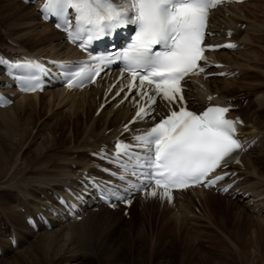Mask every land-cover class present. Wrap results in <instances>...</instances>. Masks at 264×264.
Wrapping results in <instances>:
<instances>
[{"label":"bare ground","instance_id":"obj_1","mask_svg":"<svg viewBox=\"0 0 264 264\" xmlns=\"http://www.w3.org/2000/svg\"><path fill=\"white\" fill-rule=\"evenodd\" d=\"M213 22L217 32L236 27L238 50L216 53L215 57L237 75L207 81L205 92L219 93L220 100L250 96L247 103H239L237 113L247 122L242 133L258 141L243 156L244 165L237 168L238 177L244 178L236 185L240 193L235 198L193 191L183 195L179 209L190 215L191 205L201 200V206L214 214L212 218L206 215L207 221L222 228L225 223V236L231 244L244 250L254 243L246 249V258L249 264H258L264 262V0L219 10ZM242 25L246 27L240 28ZM0 38V51L8 55L34 52L64 56L74 51L62 40L61 33L40 19L33 6L21 0H0ZM3 81L0 70V85ZM202 91L196 86L193 96L200 99ZM98 96V89L67 93L52 90L15 95L12 106L0 108V250L4 252L0 264H105L104 248L95 250L91 244L87 251L79 237L92 217L109 209L96 208L78 222H56L51 230L34 232L26 223L52 193L76 183L80 168L90 165L88 153L119 133L121 124L130 118L127 105L113 104L96 116ZM223 202L224 214L217 217L215 204ZM242 219L249 223L245 232L238 225ZM13 235L19 242L16 248L9 238Z\"/></svg>","mask_w":264,"mask_h":264},{"label":"snow or ice","instance_id":"obj_2","mask_svg":"<svg viewBox=\"0 0 264 264\" xmlns=\"http://www.w3.org/2000/svg\"><path fill=\"white\" fill-rule=\"evenodd\" d=\"M222 2L43 0L41 13L44 19L54 18L56 27L63 29L68 39L82 48L117 29L129 25L136 27L135 38L130 45L116 53L91 57L96 61L94 67L81 62L82 66L71 74L68 86L83 83L84 79L92 80L103 66L119 60L123 61L124 70L131 77L127 87L138 89L144 101L136 113L137 119H155L157 98L165 102L168 114L147 131L134 136L135 145H116L117 158L122 154L130 156L133 147H139L146 153L135 157L138 163L132 168V174L136 175L140 169V177L148 185H155L152 196L157 195L159 188L163 189L164 197L170 198L173 188L183 189L204 182L212 186L223 179L222 176L209 178L215 169L230 159L235 160L244 150L236 129L242 121L228 119V107L209 106L197 113L188 109L184 95L185 78L203 73L205 68L201 62L208 63L206 51L219 47L205 46L204 40L211 10ZM226 47L234 48L236 45L229 43ZM0 64L8 65L10 69L43 67L36 61L12 62L3 56H0ZM38 87L40 85L33 82L25 90L36 91ZM208 100L211 101L212 97L209 96ZM135 122L134 119L131 123ZM128 130V125H125V131ZM121 167L128 171L127 165Z\"/></svg>","mask_w":264,"mask_h":264},{"label":"rangeland","instance_id":"obj_3","mask_svg":"<svg viewBox=\"0 0 264 264\" xmlns=\"http://www.w3.org/2000/svg\"><path fill=\"white\" fill-rule=\"evenodd\" d=\"M2 40L0 38V42ZM234 85L237 89L238 85ZM246 97L250 98L248 95ZM215 205L217 217L223 215L225 202ZM179 210L182 216L178 215L180 218H177L168 206L161 210L154 205L141 209L136 207L129 219L120 211H101L91 218L86 229L84 227L80 231L79 241L86 245L87 251L91 244H94L91 246L95 250L104 248L105 264H249L246 249H251L254 243L247 245L243 253L241 246L235 247L225 236V223L222 228L213 221L210 224L209 219L207 221L206 215L212 218L214 214L204 206H201L202 212L196 215L198 218L192 216L188 219V211ZM243 220L238 221V225L245 232L249 223ZM227 224L231 226L230 221Z\"/></svg>","mask_w":264,"mask_h":264}]
</instances>
